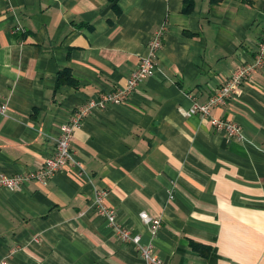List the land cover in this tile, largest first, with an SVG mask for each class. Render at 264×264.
Masks as SVG:
<instances>
[{
	"label": "crops",
	"instance_id": "obj_1",
	"mask_svg": "<svg viewBox=\"0 0 264 264\" xmlns=\"http://www.w3.org/2000/svg\"><path fill=\"white\" fill-rule=\"evenodd\" d=\"M0 0V173L41 169L62 125L126 86L166 25L155 75L75 130L74 162L22 190L0 189V260L144 264L97 212L95 194L165 264H264V69L199 115L264 39V0ZM81 168L84 175L77 173ZM162 220L154 237L141 213Z\"/></svg>",
	"mask_w": 264,
	"mask_h": 264
},
{
	"label": "built area",
	"instance_id": "obj_2",
	"mask_svg": "<svg viewBox=\"0 0 264 264\" xmlns=\"http://www.w3.org/2000/svg\"><path fill=\"white\" fill-rule=\"evenodd\" d=\"M166 29L167 26L163 25L153 33L147 47V55L142 58L137 69L133 71L125 87L117 88L98 98L90 99L72 112L69 119L62 125L61 134L56 140L53 154L45 159L41 169L13 176L0 173V189L12 192L20 191L30 180H36L42 183L52 178L56 173L64 171L69 167L74 162L72 144L75 130L82 126L95 109L105 108L110 104H121L125 102L143 80L155 75L157 57L163 47ZM261 69H264V39L260 42L252 62L242 64L205 104L194 103L187 114L190 116L199 115L203 119L208 120L214 129L224 132L228 138L244 141L246 135L238 123L229 119L214 117L212 111L217 107L226 106L235 97L238 89ZM5 111L6 105L0 102V114H4ZM77 175L79 177L84 175L82 168ZM105 197L106 194L101 191H97L95 194L97 212L107 218L109 225L114 228L119 238L136 245L144 264H165L154 253L153 243L142 244L140 236H133L128 229L117 222L115 210L104 203ZM141 218L149 225L150 231L155 237L162 227V220L160 218H153L145 212L141 213ZM9 263L10 256L0 260V264Z\"/></svg>",
	"mask_w": 264,
	"mask_h": 264
},
{
	"label": "trees",
	"instance_id": "obj_3",
	"mask_svg": "<svg viewBox=\"0 0 264 264\" xmlns=\"http://www.w3.org/2000/svg\"><path fill=\"white\" fill-rule=\"evenodd\" d=\"M114 1V0H113ZM221 0H213L214 3H218L220 2ZM186 3H187V6L185 8L186 11H189L192 7V1L191 0H186Z\"/></svg>",
	"mask_w": 264,
	"mask_h": 264
}]
</instances>
